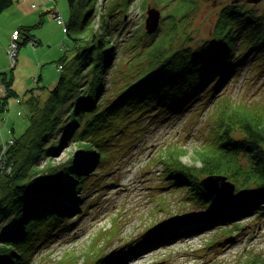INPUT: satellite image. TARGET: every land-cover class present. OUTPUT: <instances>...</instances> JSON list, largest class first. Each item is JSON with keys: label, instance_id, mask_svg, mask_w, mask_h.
<instances>
[{"label": "rangeland", "instance_id": "1", "mask_svg": "<svg viewBox=\"0 0 264 264\" xmlns=\"http://www.w3.org/2000/svg\"><path fill=\"white\" fill-rule=\"evenodd\" d=\"M175 1H93L91 25L98 30L107 20L111 44L117 47L116 65L104 74L105 104L118 86L148 66L151 45L147 42L167 27L173 36L174 49L180 44L194 48L205 38L214 36L220 12L230 9L233 1H241L264 14V0H193L192 4L189 0L185 2L191 5L186 16L169 19L166 15ZM67 2L14 0L0 14V71L12 76L11 87L15 91L0 111V144L22 133L29 122L24 100L28 95L26 90L34 86L33 92L45 97L58 80L60 63L71 59L76 51V43L65 30L70 17ZM148 6L160 10L159 28L150 33L145 31ZM54 10L60 13L65 25L54 18ZM173 20L175 28L171 26ZM26 25L31 26L30 32L38 43L33 39L22 43L13 58L8 52L12 32L20 29L21 40ZM136 36L145 44L139 46L137 40L132 48L130 42ZM257 61L254 60L255 66L252 60L246 62L228 76L218 89V97L206 103L194 102L192 109L180 114L156 116L137 134L114 135L111 138L114 144L106 146L105 160L97 172L91 174L95 164L82 180L78 176L74 178L73 193H58L59 203L67 210H61L63 214L56 226L41 229L45 220L35 217L21 223L27 230L36 229L13 242L16 243L12 246L14 264H97L98 260L101 264L105 259V264H264L263 213L245 214L234 224L199 228L198 220L193 217L205 208L195 205L189 191L169 177L167 169L175 162L171 156L175 151L182 163L199 165L197 150L208 136H218L225 124L219 115L223 98L234 104L250 103L251 109L258 107L264 114V61ZM1 85H4L2 80ZM37 85L43 88L38 90ZM6 94L7 89L0 99ZM84 144L71 139L58 144L53 153L41 155L32 165L39 170L35 173L29 170L26 176L29 180H43L47 177L44 169L47 163L51 162L55 170L62 164L68 165L70 159L88 156ZM99 154L97 151L95 157ZM101 161L96 158L94 163ZM8 222V217L0 222V231ZM116 250L120 253L117 258H107Z\"/></svg>", "mask_w": 264, "mask_h": 264}, {"label": "trees", "instance_id": "2", "mask_svg": "<svg viewBox=\"0 0 264 264\" xmlns=\"http://www.w3.org/2000/svg\"><path fill=\"white\" fill-rule=\"evenodd\" d=\"M67 1L70 17L65 30L76 43V51L71 59L60 63L58 80L45 97L33 92L34 86L26 90L28 95L24 100L29 122L7 149L11 170H0V222L5 217L9 221L0 231V264H14L12 246L16 243L13 242L36 229L22 227L26 218L44 219L41 229L57 225L63 214L61 210H67L59 203L58 193H73L74 178L78 176L82 180L95 164L91 174L97 172L105 160L106 146L114 144L111 140L114 135L137 134L156 116L180 114L192 109L194 102L206 103L219 96L218 89L236 69L251 60L253 65L255 59L257 63L264 61V14L241 1H233L230 9L220 12L214 38H205L194 48L180 44L174 49L169 27L156 34L153 41L147 42L151 45L148 66L120 83L105 104L104 74L115 67L117 56V47H113L109 37V25L107 20L98 30L91 25L94 0ZM186 1L189 0L175 1L166 16L174 20L186 16L191 6ZM13 2L0 0V14ZM174 20L171 26L175 28ZM30 27L23 26L21 40L18 39L21 30L16 29L17 47L32 39L38 43ZM137 40L139 46L145 44L136 36L130 42L132 48ZM0 78L7 88V94L0 99L1 111L15 91L11 87L12 76L0 71ZM42 86L37 85L38 90ZM223 101L219 115L225 124L218 136L212 133L197 150L199 165L182 163L175 151L171 154L175 162L167 166L169 177L184 185L195 205L205 208L193 217L198 220L199 228L234 224L251 212L264 214V114L258 107L251 109L253 105L247 102L234 104L226 98ZM69 139L85 142L83 148L89 150L88 156L70 159L68 165L62 164L55 170L51 162L47 163L44 167L47 179L29 180L26 176L29 170L33 173L39 170L32 168L38 158L53 153L58 144ZM97 151L100 154L95 157ZM96 158L102 161L94 163ZM212 173L224 174L235 184L234 193L224 203L200 185L201 177ZM119 255L116 250L107 258Z\"/></svg>", "mask_w": 264, "mask_h": 264}, {"label": "water", "instance_id": "3", "mask_svg": "<svg viewBox=\"0 0 264 264\" xmlns=\"http://www.w3.org/2000/svg\"><path fill=\"white\" fill-rule=\"evenodd\" d=\"M238 1V0H235ZM259 1V0H248ZM160 18V10L155 6H148L147 16L145 18V28L147 32H152L157 29ZM201 186L217 200L226 202L234 193L235 184L229 180L226 175L221 173L208 174L200 179Z\"/></svg>", "mask_w": 264, "mask_h": 264}, {"label": "built area", "instance_id": "4", "mask_svg": "<svg viewBox=\"0 0 264 264\" xmlns=\"http://www.w3.org/2000/svg\"><path fill=\"white\" fill-rule=\"evenodd\" d=\"M53 15H54V18L61 24H64L65 25V22L63 21L61 15L59 12H56L55 10L53 11ZM18 35V32L17 30L15 29L13 32H12V39H11V42H10V47H9V54L11 57L15 58V52H16V47H17V44H16V37ZM0 83H1V80H0ZM5 85V84H4ZM4 85H1L0 86V94L4 95L6 93V86ZM11 142H13V139H8L7 141H3L1 144H0V170L2 169H6L7 171H10L11 170V166L8 164L7 162V149L9 147V145L11 144Z\"/></svg>", "mask_w": 264, "mask_h": 264}, {"label": "bare ground", "instance_id": "5", "mask_svg": "<svg viewBox=\"0 0 264 264\" xmlns=\"http://www.w3.org/2000/svg\"><path fill=\"white\" fill-rule=\"evenodd\" d=\"M206 176V175H205ZM204 177V176H203ZM201 185V184H200ZM216 198V197H215ZM105 264V263H104Z\"/></svg>", "mask_w": 264, "mask_h": 264}]
</instances>
